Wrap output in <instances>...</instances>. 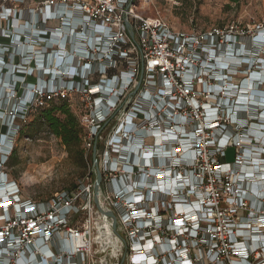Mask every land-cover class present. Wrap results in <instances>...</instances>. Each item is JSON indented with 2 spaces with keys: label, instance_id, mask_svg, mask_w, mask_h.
Masks as SVG:
<instances>
[{
  "label": "built area",
  "instance_id": "obj_1",
  "mask_svg": "<svg viewBox=\"0 0 264 264\" xmlns=\"http://www.w3.org/2000/svg\"><path fill=\"white\" fill-rule=\"evenodd\" d=\"M249 25L175 30L136 0H0V125L76 96L90 169L24 200L2 152L0 264H264V21Z\"/></svg>",
  "mask_w": 264,
  "mask_h": 264
},
{
  "label": "rangeland",
  "instance_id": "obj_2",
  "mask_svg": "<svg viewBox=\"0 0 264 264\" xmlns=\"http://www.w3.org/2000/svg\"><path fill=\"white\" fill-rule=\"evenodd\" d=\"M136 8L143 16L158 17L172 29L182 31L220 28L232 23L251 26L264 21V0H238L237 3L229 0H136ZM34 81L28 79V82ZM71 99L70 109L78 116L79 99L76 96ZM15 131L14 125H0V137L8 134L7 142H0L1 155L4 154L1 149L7 148L6 153H9L11 148L2 172L17 183L24 200L44 202L55 193L73 188L88 175L90 169L86 161L82 164L77 154H69L47 127L27 126L22 138ZM80 149L84 156L82 144ZM227 160L232 161L230 153Z\"/></svg>",
  "mask_w": 264,
  "mask_h": 264
},
{
  "label": "trees",
  "instance_id": "obj_3",
  "mask_svg": "<svg viewBox=\"0 0 264 264\" xmlns=\"http://www.w3.org/2000/svg\"><path fill=\"white\" fill-rule=\"evenodd\" d=\"M229 1L231 3L238 2V0ZM25 118L24 123H13L16 127L15 134L17 133L18 137H24V128L27 126H45L52 135L60 140L69 154H77L78 160L82 162V164L85 162L83 151L80 149L84 135L83 128L80 125L78 116L71 111L67 99H54L48 102L44 107L33 109L30 113L26 114ZM31 118V123L27 125V122H29Z\"/></svg>",
  "mask_w": 264,
  "mask_h": 264
},
{
  "label": "water",
  "instance_id": "obj_4",
  "mask_svg": "<svg viewBox=\"0 0 264 264\" xmlns=\"http://www.w3.org/2000/svg\"><path fill=\"white\" fill-rule=\"evenodd\" d=\"M92 158H93V161H94V167H95V181H94V203L97 207V210L102 214L104 215L105 217H108L112 220V229L113 231L116 230V224H117V221H116V218L115 216L113 215V213H105L103 212L99 206H98V194L100 192V189H101V180H102V176H101V173L98 169V166H97V161H96V158H95V149H93V154H92ZM123 262V259L121 261V263Z\"/></svg>",
  "mask_w": 264,
  "mask_h": 264
},
{
  "label": "bare ground",
  "instance_id": "obj_5",
  "mask_svg": "<svg viewBox=\"0 0 264 264\" xmlns=\"http://www.w3.org/2000/svg\"><path fill=\"white\" fill-rule=\"evenodd\" d=\"M256 136L258 135V133L255 134ZM259 136V135H258ZM9 147V146H8ZM3 152H8L7 148L1 149ZM115 234V231H113V229H111V236Z\"/></svg>",
  "mask_w": 264,
  "mask_h": 264
}]
</instances>
